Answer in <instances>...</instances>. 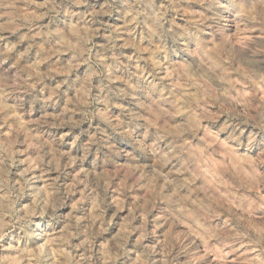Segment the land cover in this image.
I'll use <instances>...</instances> for the list:
<instances>
[{
    "label": "rangeland",
    "instance_id": "rangeland-1",
    "mask_svg": "<svg viewBox=\"0 0 264 264\" xmlns=\"http://www.w3.org/2000/svg\"><path fill=\"white\" fill-rule=\"evenodd\" d=\"M0 264H264V0H0Z\"/></svg>",
    "mask_w": 264,
    "mask_h": 264
}]
</instances>
